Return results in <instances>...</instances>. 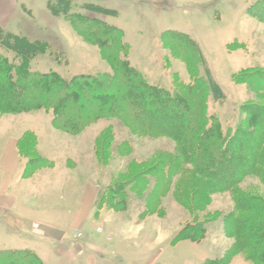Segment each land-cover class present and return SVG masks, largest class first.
I'll return each mask as SVG.
<instances>
[{
  "label": "rangeland",
  "instance_id": "374dc122",
  "mask_svg": "<svg viewBox=\"0 0 264 264\" xmlns=\"http://www.w3.org/2000/svg\"><path fill=\"white\" fill-rule=\"evenodd\" d=\"M58 1L0 0V26L49 45L31 60L34 71L66 79L111 73L99 47L52 13L50 3ZM67 1L71 14L105 20L124 32L128 61L151 86L173 90L175 83H192L187 63L163 44L162 35L176 31L194 39L205 60L199 72L209 70L225 94L222 102L210 99L207 105L208 116L224 132L238 127L244 107L262 101L261 92L234 81L242 71L264 72V9L263 21L250 14L260 0ZM0 53H5L1 47ZM184 107L175 111L194 115ZM52 120L45 112H0V197L6 202L0 203V251L34 249L44 264H253L237 253L225 228L226 218L236 212V193L214 192L192 166L185 165L156 200L158 213L143 216L149 190L133 193L127 187L118 196V183L148 170L161 153L178 152L174 139L136 133L122 118L100 119L76 135ZM11 139L17 141L20 161L12 181L11 166L4 164ZM187 180L199 210L176 198L177 184ZM237 191L264 204L261 177L248 176ZM195 220L202 224L198 240H181L178 236Z\"/></svg>",
  "mask_w": 264,
  "mask_h": 264
},
{
  "label": "trees",
  "instance_id": "16d2710c",
  "mask_svg": "<svg viewBox=\"0 0 264 264\" xmlns=\"http://www.w3.org/2000/svg\"><path fill=\"white\" fill-rule=\"evenodd\" d=\"M71 5V1L59 0L50 3V10L55 16H64L86 43L97 45L112 72L66 79L56 72L34 71L31 60L49 45L7 33L0 26V47L5 52L0 53V112L49 113L55 126L75 135L100 119L122 118L136 133L174 139L178 152L161 153L148 170L118 183V196L126 193L127 187L133 193L149 190L148 211L143 216L158 213L156 200L166 195L178 172L190 165L214 192L236 193V212L226 218L225 228L235 238L237 253L253 264H264V204L237 191L251 175L261 177L264 183V72L247 70L234 77L237 84L261 92L257 98L262 101L244 107L245 117L238 127L224 132L220 123L208 116L207 105L210 99L222 102L225 94L209 70L203 75L199 72L205 60L194 39L176 31L162 35L163 44L171 45L187 63L192 83H175L173 90L151 86L128 61L130 46L124 42V32L105 20L71 14ZM263 9L264 0H260L250 14L263 21ZM176 106H186L194 115L185 116L175 111ZM191 181L177 184L176 198L185 207L199 210ZM201 225L195 220L178 237L197 241L195 233ZM0 264L44 263L26 249L0 251Z\"/></svg>",
  "mask_w": 264,
  "mask_h": 264
},
{
  "label": "crops",
  "instance_id": "0c3cea01",
  "mask_svg": "<svg viewBox=\"0 0 264 264\" xmlns=\"http://www.w3.org/2000/svg\"><path fill=\"white\" fill-rule=\"evenodd\" d=\"M17 141L15 140V139H11L10 140V143H9V151H8V153H7V158H6V160L4 161V164L5 165H10L11 166V170H12V172L13 173H11V181L14 179V177H15V175H16V172H17V170L19 169V167H20V161H19V157H18V152H17ZM91 192L92 191H90V193H89V195H88V197H86V199H85V201H86V209H87V211H88V213L90 212V208L92 207H90V203H91V199H89V198H91ZM2 196V195H1ZM2 197H9L8 196V194L7 193H4V196H2ZM0 203H6L5 202V200L4 199H2L1 197H0ZM0 212H1V210H0ZM3 218H7L8 216H2ZM34 248V247H33ZM28 250H32V251H34L36 254H38L39 255V253H37L34 249H30V248H27ZM8 250H26V249H8ZM40 256V255H39Z\"/></svg>",
  "mask_w": 264,
  "mask_h": 264
}]
</instances>
